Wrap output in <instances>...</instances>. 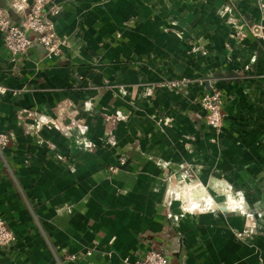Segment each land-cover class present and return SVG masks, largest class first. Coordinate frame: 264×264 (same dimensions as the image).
<instances>
[{"label": "crops", "instance_id": "1", "mask_svg": "<svg viewBox=\"0 0 264 264\" xmlns=\"http://www.w3.org/2000/svg\"><path fill=\"white\" fill-rule=\"evenodd\" d=\"M32 2L0 6L20 22ZM231 4L184 0L178 21L175 0H51L52 57L12 56L0 31V264H264V0Z\"/></svg>", "mask_w": 264, "mask_h": 264}, {"label": "built area", "instance_id": "2", "mask_svg": "<svg viewBox=\"0 0 264 264\" xmlns=\"http://www.w3.org/2000/svg\"><path fill=\"white\" fill-rule=\"evenodd\" d=\"M51 0H33L30 8L23 14L20 22L12 21L0 6V31L3 34V43L12 56L27 55L35 45L43 46L47 57L59 54L60 41L56 35L52 22L47 18V11ZM6 88L0 86V93ZM224 98L222 92L213 88L204 92L198 98V104L205 111L206 123L214 130H219L222 124V106ZM7 144V136L0 133V147ZM125 162L124 157L119 158V164ZM114 170V167L110 168ZM15 239L14 234L6 222L0 218V247L10 245ZM86 254H90L87 250ZM69 261L75 260V255L68 256ZM134 264H168L165 255L157 250H148L134 260Z\"/></svg>", "mask_w": 264, "mask_h": 264}, {"label": "rangeland", "instance_id": "3", "mask_svg": "<svg viewBox=\"0 0 264 264\" xmlns=\"http://www.w3.org/2000/svg\"><path fill=\"white\" fill-rule=\"evenodd\" d=\"M231 1L232 0H225V3L227 4V6H225V7L222 6L223 8L221 7L222 10L219 13H221L222 15L227 14V13H231V8H232ZM187 2H189V0H187ZM175 6L177 7L176 14H175L176 16H174L176 18V20H178V21L187 20V19H190L192 17V14L194 11H191L190 8H185L184 0H175ZM261 8H264V6L261 5ZM262 10H264V9H262ZM230 17H231V15H230ZM173 30L177 36L183 37L186 28L183 26H176L175 29H173ZM249 31H250V34H253L254 36L262 37L264 34V25H263V27L261 25H255V26L251 25L249 28ZM242 34L243 33H241L240 35H242ZM207 82L210 85V86L208 85V90L216 88L214 85H212L210 83V80H207ZM188 83H189V79L183 77L180 79L166 80V81H163L161 84L164 86L168 85V86H170L172 88H176V89H183ZM197 102H198V99H197ZM222 113H223V108H222ZM223 115H224V113H223Z\"/></svg>", "mask_w": 264, "mask_h": 264}, {"label": "water", "instance_id": "4", "mask_svg": "<svg viewBox=\"0 0 264 264\" xmlns=\"http://www.w3.org/2000/svg\"><path fill=\"white\" fill-rule=\"evenodd\" d=\"M41 46V45H40ZM42 48H43V46H41ZM0 154L2 155V152H1V150H0ZM37 225H38V227H39V229H40V231L42 232V235L44 236V238H45V240H46V242L48 243V245L50 246V244H49V242H48V240H47V238H46V236H45V233L43 232V230H42V228H41V226H40V224H39V222L37 221ZM53 252V251H52ZM53 254L55 255V253L53 252ZM55 259H56V261H57V263L58 264H62L61 263V261L57 258V256L55 255Z\"/></svg>", "mask_w": 264, "mask_h": 264}]
</instances>
